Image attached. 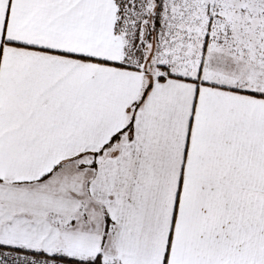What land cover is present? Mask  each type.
Wrapping results in <instances>:
<instances>
[{"label":"snow or ice","instance_id":"6c2138e0","mask_svg":"<svg viewBox=\"0 0 264 264\" xmlns=\"http://www.w3.org/2000/svg\"><path fill=\"white\" fill-rule=\"evenodd\" d=\"M0 264H264V0H0Z\"/></svg>","mask_w":264,"mask_h":264}]
</instances>
